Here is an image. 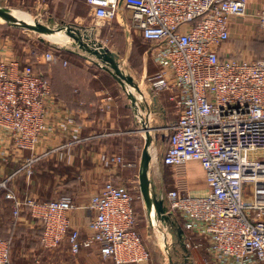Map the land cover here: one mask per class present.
I'll return each mask as SVG.
<instances>
[{"label":"built area","instance_id":"built-area-1","mask_svg":"<svg viewBox=\"0 0 264 264\" xmlns=\"http://www.w3.org/2000/svg\"><path fill=\"white\" fill-rule=\"evenodd\" d=\"M96 26L122 15V25L151 44L156 71L146 78L157 95L170 91L177 119L168 127L161 162L171 168L191 162L203 172L204 189L175 186L160 198L166 213L198 240L186 247L203 248L205 264H264V60L221 58L218 48L229 38L228 18L247 13L246 0H85ZM40 6V0H37ZM261 26L264 28V16ZM54 63L52 51L44 54ZM128 93V87L126 89ZM50 81L30 63L0 59V131L17 151H30L20 170L32 174L35 148L50 128ZM106 106L112 98L106 96ZM134 110H139L136 101ZM150 113L148 112L144 123ZM65 122L75 124L67 116ZM114 163L129 166L121 156ZM18 170V171H20ZM17 171V172H18ZM16 172V173H17ZM0 178L2 200L11 203L13 227L22 210L41 226L40 247L53 250L66 241L70 254L98 245L114 264H142L150 254L135 229L134 199L122 184L104 183L88 208L93 215L82 236L70 225L71 197L39 201L22 198ZM10 240L0 238V264H12Z\"/></svg>","mask_w":264,"mask_h":264},{"label":"crops","instance_id":"crops-1","mask_svg":"<svg viewBox=\"0 0 264 264\" xmlns=\"http://www.w3.org/2000/svg\"><path fill=\"white\" fill-rule=\"evenodd\" d=\"M10 1L30 11L33 7L42 10L41 6H44L42 4L39 8L37 0H0V4ZM83 1L85 3V0ZM246 1L245 16L228 18L229 38L218 48L221 58L264 60V28L261 26L264 0ZM30 2H33L32 7ZM48 2L45 3L46 7H52L53 14H57L61 1L48 0ZM52 18L55 24L64 22L55 15ZM117 20L122 23L120 17ZM60 58L57 57L54 63L59 64V69H63L64 74L62 80H49L53 93V100L48 105L50 128L40 138L35 148L34 152L38 158L32 165V174L27 176L20 170L25 159L30 156V151L15 150L7 134L0 131V178L12 176L10 185L21 198L30 194L38 200L48 202L62 196L71 197L75 208L68 213L70 225L85 236L90 234L87 224L93 215L88 208L90 197L110 180L130 189L133 173L131 169L135 165L134 156L133 152H130L128 158L125 150L127 143L131 151L137 145L138 138L130 135L137 129L133 128L136 118L144 121L143 118L149 112L146 121L156 127L153 129L157 131V138H161L165 147L168 127L177 119V111L175 102L171 99L172 93L162 91L153 95L145 85L146 80H135L140 87V91H137L135 96L139 106L138 112L133 108L134 102L123 98V91H126V88L118 80H95L98 74L65 80L68 75L73 79V75L76 72L80 73L82 68H78L80 71L76 69L72 65V58L61 60L62 62ZM83 68L85 71L86 65ZM55 74L57 70L53 75ZM106 96L112 98L109 107L106 106ZM67 116L75 118L74 125L65 122ZM115 156H121L124 162L130 165L114 163L111 159ZM170 184L172 187L189 186L196 192L202 191L203 172L197 163L191 162L184 167L173 169ZM154 191L158 198L163 194L155 189ZM151 209L143 200L142 206L135 212V229L150 254L149 260L142 264H166L164 240L171 249L175 248L177 255H174V259L181 261L182 250L177 244L176 229H182L183 242L188 237L191 242H196L198 236H190L182 227L183 221L173 213L169 214L170 223L158 219L155 221ZM25 213L22 211L17 226H23L28 231L34 223ZM9 217H12L11 203L2 200L0 221H4L6 228L13 222V218L9 221ZM188 253L187 264H205L206 254L203 248H189ZM74 258V264H114L111 259L101 257L98 245L81 250Z\"/></svg>","mask_w":264,"mask_h":264},{"label":"rangeland","instance_id":"rangeland-1","mask_svg":"<svg viewBox=\"0 0 264 264\" xmlns=\"http://www.w3.org/2000/svg\"><path fill=\"white\" fill-rule=\"evenodd\" d=\"M60 8L57 14H53L52 7L45 5L48 0H40V6L43 4V9L26 10L13 2L0 4V9H5V13L10 19H25L38 20L42 23H47L49 17H59L64 22H70L87 29V32L111 51L120 56V67L132 75L134 80H146L148 76L156 71V66L152 63L150 56L151 44L141 39V37L132 29L125 28L117 19L110 24L96 26L93 20L89 7L83 0H60ZM37 3V2H36ZM49 3V2H48ZM33 2H30L32 7ZM39 7V8H41ZM30 15V17L28 16ZM57 26L56 24L54 25ZM63 38V39H62ZM62 33L55 32L54 34L35 32L29 29L12 27L7 25L0 19V59L10 60L15 58L23 63H30L34 70L43 74L48 80H62L64 74L63 69H59V64L51 63L44 58V54L52 51L57 57H61L60 61L72 58L73 66L76 69L82 68L86 65L85 71L76 72L71 76H66L65 80H74L79 78H86L91 74H98L95 80H115L113 77L100 67H96L93 62L82 56H87L86 52L81 51L76 45H72L70 39L65 41ZM80 54V55H79ZM60 55V56H59ZM94 60L95 57H92ZM87 61H85V60ZM61 61V62H62ZM70 62V61H68ZM66 65V64H63ZM57 70V74L53 75ZM68 71V67L66 69ZM88 72V73H87ZM89 79V78H87ZM79 80V79H78ZM133 97L137 95V90L133 87H128ZM127 91H123V98L129 101ZM136 118V117H135ZM136 118V124L133 128H137L134 133H130L133 138H138L135 149L130 150V145L127 143V156L133 152V164L131 169L132 178L130 181V192L134 199V209L139 210L143 203V195L140 190L139 171H140V157L141 151L145 145V131L142 128V120ZM150 131L153 141L149 147L151 160L148 168V179L151 186L159 193H165L171 186V175L173 169L165 167L161 163V158L164 152V145L161 138H157V131H154L152 124L146 123ZM165 133V132H164ZM162 132V134H164ZM128 142V141H127ZM25 211L26 210H22ZM27 212V211H26ZM140 214V212L138 211ZM26 214V213H25ZM28 214V213H27ZM22 216V215H21ZM29 220L33 221L34 225L30 230L24 229L10 232L6 230L4 221H0V237H8L12 241L10 258L12 264H74V255L70 254L67 243L62 241L60 246L53 250H43L39 246V232L40 225L34 221L31 216H27ZM2 218V217H1ZM13 217H9L12 220ZM20 218V217H19ZM166 263V260L164 261Z\"/></svg>","mask_w":264,"mask_h":264},{"label":"water","instance_id":"water-1","mask_svg":"<svg viewBox=\"0 0 264 264\" xmlns=\"http://www.w3.org/2000/svg\"><path fill=\"white\" fill-rule=\"evenodd\" d=\"M5 9H0V19H2L7 25L12 27H20L29 29L35 32L54 34L55 32H62L68 39H70L72 45H76L78 49L83 52H86L88 55L85 56L87 59L91 60L96 66L102 68L108 72L115 80H118L122 85L127 87H133L135 90L140 91V87L137 82L133 79L132 75L128 72H125L120 67V56L111 51L107 46L102 42L95 39L92 34L87 32L85 27L80 25L70 23V22H61L56 24L52 17H49L47 23L39 22L38 20H32L31 22L22 20V19H10L5 13ZM119 17L122 19L121 13ZM92 57H95L94 60ZM128 98L131 102L135 101V97L132 96L130 91L127 93ZM142 128L145 131V145L141 151L140 157V171H139V183L140 190L142 191L143 200L149 209L152 211V216L155 221L170 223V216L166 214V208L164 206L163 200L158 198L154 188L151 186L148 179V168L151 160V155L149 147L153 141V137L150 134L144 121L141 122ZM156 129V127H154ZM182 229H176V238L178 245L182 250V260L174 259V255H177V252L174 249H171L169 244L164 240L163 248L166 254V264H187L188 262V248L182 240ZM166 239V238H165Z\"/></svg>","mask_w":264,"mask_h":264},{"label":"trees","instance_id":"trees-1","mask_svg":"<svg viewBox=\"0 0 264 264\" xmlns=\"http://www.w3.org/2000/svg\"><path fill=\"white\" fill-rule=\"evenodd\" d=\"M142 39V38H141ZM143 40V39H142ZM39 201H41V200H39ZM22 213V212H21ZM27 214V213H26ZM27 216H30L29 214H27ZM36 223H38L39 224V222H38V220H34ZM40 225V224H39ZM19 229H24V228H22V227H20V226H15V227H13V225L12 224H10L9 223V225H8V227L6 228V230H9L10 232L12 231V232H15V230H19ZM26 230V229H25ZM27 231V230H26ZM40 235H41V226H40V232H39V246H40ZM9 237V236H8ZM8 237H0V238H2V239H10V238H8ZM11 247H12V241H11V239H10V249H11Z\"/></svg>","mask_w":264,"mask_h":264},{"label":"bare ground","instance_id":"bare-ground-1","mask_svg":"<svg viewBox=\"0 0 264 264\" xmlns=\"http://www.w3.org/2000/svg\"><path fill=\"white\" fill-rule=\"evenodd\" d=\"M28 16L30 17V15H28ZM22 20H25V19H22ZM25 21L31 22L32 20H25ZM60 33H62V32H60ZM62 34H63V33H62ZM63 36L66 37L64 34H63ZM62 39H63V38H62ZM67 39H68V38L66 37V38H65V41H66Z\"/></svg>","mask_w":264,"mask_h":264}]
</instances>
